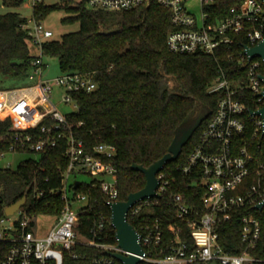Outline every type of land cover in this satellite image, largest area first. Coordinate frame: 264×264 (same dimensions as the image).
Returning a JSON list of instances; mask_svg holds the SVG:
<instances>
[{"label": "built area", "instance_id": "2783aa9c", "mask_svg": "<svg viewBox=\"0 0 264 264\" xmlns=\"http://www.w3.org/2000/svg\"><path fill=\"white\" fill-rule=\"evenodd\" d=\"M22 1L33 7L34 16L25 18L21 27L39 52L27 75L32 84L0 90V120H11L8 130L0 133V142L10 141L8 149L0 152V158L9 152L42 153L64 141L68 165L62 170V207L46 235L35 234L33 228L40 212L23 207L26 202L13 214L0 217V242L9 243L1 264H63L66 253L76 245L98 247L106 254L122 251L117 243L98 242L107 225L104 215L88 228L92 237L80 232V216L89 213L90 200L81 192L75 194V200L69 195L72 176L87 173L95 176L94 185H99L108 197L107 203L120 200L117 168L112 162L116 147L104 142L89 145L79 135L82 122H73L70 114L53 101L54 88L60 86L64 90L62 101L74 102V107L79 108L75 94L93 92L98 83L92 74L78 71L44 76L43 47L54 35L38 9L46 4L44 0ZM149 1L86 0V3L93 9L124 11ZM214 1L202 0L204 23L200 25L187 10L186 0H158L171 11L174 28L168 34L167 44L172 52L215 54L238 47L236 54L227 55L236 60L238 67L231 72L221 68L220 75L208 86V93L220 96L216 109L186 163L177 167L180 172L195 176L202 193L198 206L188 203L183 194L174 197V209L188 226L192 243L182 237L184 226L169 225L173 236L166 241L160 219L144 217L140 231L137 229L143 247L138 264H264V257L256 254L262 251L260 241L264 232V123L260 115L250 112L264 106V83L260 77L264 74L261 69L264 61L260 57L251 59L246 51L264 39V0H243L231 8L230 15L216 20L206 9ZM240 34H244V42L238 38ZM157 177L160 182L157 192L162 195L170 180L162 170ZM159 199L136 200L128 210V219L138 218L144 208L158 204ZM38 203L33 200L32 205ZM74 203L84 204L76 209ZM227 222L235 226L228 228ZM230 230L238 232V239L235 241L233 236L232 242L236 252L228 251L222 243L223 235ZM78 256L73 254L75 258ZM115 260L108 254L94 262L113 264Z\"/></svg>", "mask_w": 264, "mask_h": 264}, {"label": "trees", "instance_id": "16d2710c", "mask_svg": "<svg viewBox=\"0 0 264 264\" xmlns=\"http://www.w3.org/2000/svg\"><path fill=\"white\" fill-rule=\"evenodd\" d=\"M61 1L63 6L42 4L38 9L45 16L51 10L64 8L69 14L62 22L79 23L80 27L65 33L61 39L46 42L43 52L58 59L62 72L92 74L98 83L93 92L75 94L79 108L70 114V118L75 123L82 122L79 135L89 145L104 142L116 147L112 162L117 168L120 200H127L129 194L146 185L144 173L133 170V163L150 166L168 152L179 128L192 125L199 114L208 113L179 157L162 169L170 186L163 192L159 203L144 208L136 219L129 217L139 231L144 217L160 219L166 241L173 236L169 225H182L185 227L182 237L192 243L188 226L178 218L174 209V197L183 194L188 203L198 206L202 193L195 176L184 174L177 167L186 163L216 109L220 96L208 93V86L220 75L221 68L231 72L238 67L236 60L227 57L229 53L236 54L238 47L234 51L218 50L215 54L172 52L167 44L168 34L174 28L171 11L158 0L124 11L89 8L86 0L78 3ZM242 1L215 0L206 9L216 20L230 15L231 8ZM4 2L9 7L23 4L22 0ZM24 21L25 17L15 11L0 14V90H5L6 78L26 77L36 57L30 49L32 41L21 27ZM115 27L120 28L116 33L103 32ZM238 38L243 42L246 40L244 34ZM261 69L264 72V64ZM249 105L255 108L254 104ZM193 111L196 117L183 123ZM10 124V119L0 120V133L6 132ZM9 144V140L0 142V152L8 149ZM64 150L65 142L61 141L57 146L48 147L38 158L21 161L15 169L0 165V217L5 215L7 206L24 196H27L26 203L28 200L39 201L35 207L30 206L35 212L59 213L60 200H63L62 170L68 165ZM94 181L71 184L74 194L84 193L90 200L89 213L80 216V232L92 237L88 228L104 215L107 218L104 237L97 240L116 244L108 197L99 185H94ZM38 192L40 196L36 195ZM226 224L228 228L235 226L233 222ZM233 236L236 241L238 232L230 230L222 237V243L230 252L238 251L233 247ZM260 246L262 251L256 254L264 257V232ZM8 249L9 243L0 242V264ZM75 253L79 254L77 258L73 257ZM100 256L108 254L98 247L76 245L66 253L63 264H96L94 260ZM113 264L123 263L115 260Z\"/></svg>", "mask_w": 264, "mask_h": 264}, {"label": "water", "instance_id": "95a60500", "mask_svg": "<svg viewBox=\"0 0 264 264\" xmlns=\"http://www.w3.org/2000/svg\"><path fill=\"white\" fill-rule=\"evenodd\" d=\"M119 30V27H115L111 30H104L103 32L111 34L116 33ZM246 51L250 55L251 59L254 57H260L264 61V39L252 47H247ZM260 77L264 83V74H261ZM262 94L264 96V88ZM250 112L260 115L264 123V106L256 111L250 110ZM194 116L195 111L191 112L184 119L183 123L188 122ZM207 116V112L201 113L192 125L179 128L171 145L169 146L168 152L162 158L153 162L150 166L146 167L143 164L133 163L131 166L133 170L144 173L146 177V185L141 190L129 194L127 200H118L107 203L111 209V222L115 229L117 246L122 249V251H108L107 253L123 264H138L140 262L139 255L143 254V247L140 241L141 235L137 228L129 221L127 216L130 206L136 200L152 197L160 198L162 196L159 192H157L160 183L157 174L169 161L176 160L179 157L183 147L187 144L194 132L199 128ZM78 183L79 181L76 182V184ZM26 200L27 196H24L17 202L7 206L5 213L8 215L13 214L26 202ZM124 251L127 253H124Z\"/></svg>", "mask_w": 264, "mask_h": 264}, {"label": "rangeland", "instance_id": "374dc122", "mask_svg": "<svg viewBox=\"0 0 264 264\" xmlns=\"http://www.w3.org/2000/svg\"><path fill=\"white\" fill-rule=\"evenodd\" d=\"M83 1L84 0H74L75 3L83 2ZM44 3L48 6H54V5L63 6V2L61 0H44ZM87 6L90 8L88 4ZM186 7L187 10L195 16L199 24L203 25L204 20H203L202 0H186ZM8 11L18 12L20 16L28 19L34 16L33 7L30 5L27 6L25 3H23L21 6L18 7H9L6 5L4 0H0V14H4ZM68 14L69 13L64 8H61V9L51 10L45 16L44 14L41 15V17H44L43 21L45 26L51 29L54 33L52 39H61L65 33L79 29L80 27L79 23L64 24L62 22V19ZM30 49L33 54H37L39 52V49L35 46L34 43H31ZM44 61L46 63V69L44 73L45 77L48 78L55 77L62 73V70L59 65V61L56 57L45 55ZM32 83L33 82L29 80L28 76L16 80L11 78H6L4 81L3 89L28 86ZM63 91L64 90L62 87L60 86L55 87L53 101L65 113L71 114L77 112L78 108L74 107L75 104L74 102L67 104L62 101ZM39 156L40 153L37 152H9L5 154V156L0 158V165L3 166L4 168L5 166L9 165V168L15 169L19 166L21 161L23 162L24 160L32 157L38 158ZM93 179H95V176L93 174L79 173L77 175L72 176V178L70 179V184L76 181L90 182ZM69 195L71 200H75L74 190L70 189ZM32 202L33 200H28V202L23 207H28V206L30 207L32 205ZM83 204L84 203H78V204L74 203L73 207L78 209ZM56 217L57 216L55 214L40 212L36 219V224L34 225L33 228L35 234L39 236L46 235L50 231V229L54 226L56 222ZM210 264H215V263H210Z\"/></svg>", "mask_w": 264, "mask_h": 264}, {"label": "flooded vegetation", "instance_id": "af4514ba", "mask_svg": "<svg viewBox=\"0 0 264 264\" xmlns=\"http://www.w3.org/2000/svg\"><path fill=\"white\" fill-rule=\"evenodd\" d=\"M196 117V116H195ZM193 119V118H192Z\"/></svg>", "mask_w": 264, "mask_h": 264}]
</instances>
